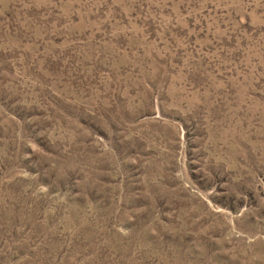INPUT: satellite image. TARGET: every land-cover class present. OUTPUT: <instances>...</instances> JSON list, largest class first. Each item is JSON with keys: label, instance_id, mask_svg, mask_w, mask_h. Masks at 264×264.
<instances>
[{"label": "rangeland", "instance_id": "1", "mask_svg": "<svg viewBox=\"0 0 264 264\" xmlns=\"http://www.w3.org/2000/svg\"><path fill=\"white\" fill-rule=\"evenodd\" d=\"M0 264H264V0H0Z\"/></svg>", "mask_w": 264, "mask_h": 264}]
</instances>
